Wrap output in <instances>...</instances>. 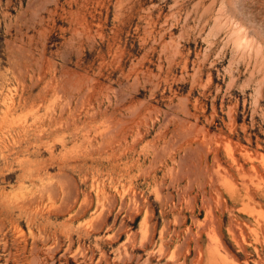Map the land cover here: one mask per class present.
Wrapping results in <instances>:
<instances>
[{
    "label": "rangeland",
    "instance_id": "obj_1",
    "mask_svg": "<svg viewBox=\"0 0 264 264\" xmlns=\"http://www.w3.org/2000/svg\"><path fill=\"white\" fill-rule=\"evenodd\" d=\"M0 264H264V0H0Z\"/></svg>",
    "mask_w": 264,
    "mask_h": 264
}]
</instances>
